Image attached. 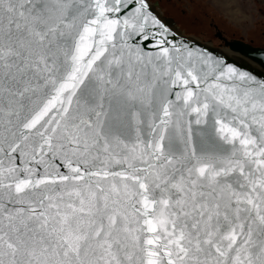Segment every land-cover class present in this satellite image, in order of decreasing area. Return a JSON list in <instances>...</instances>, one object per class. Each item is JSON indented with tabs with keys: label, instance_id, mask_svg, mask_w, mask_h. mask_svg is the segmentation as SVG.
<instances>
[{
	"label": "snow or ice",
	"instance_id": "obj_1",
	"mask_svg": "<svg viewBox=\"0 0 264 264\" xmlns=\"http://www.w3.org/2000/svg\"><path fill=\"white\" fill-rule=\"evenodd\" d=\"M0 264H264V79L151 0H0Z\"/></svg>",
	"mask_w": 264,
	"mask_h": 264
},
{
	"label": "rangeland",
	"instance_id": "obj_2",
	"mask_svg": "<svg viewBox=\"0 0 264 264\" xmlns=\"http://www.w3.org/2000/svg\"><path fill=\"white\" fill-rule=\"evenodd\" d=\"M167 18H172L179 34L206 43L221 51L228 50L206 31L209 17H215L226 29L228 38L240 39L264 48V0H156ZM153 4V0H151ZM223 29V27H222ZM229 51V50H228Z\"/></svg>",
	"mask_w": 264,
	"mask_h": 264
},
{
	"label": "water",
	"instance_id": "obj_3",
	"mask_svg": "<svg viewBox=\"0 0 264 264\" xmlns=\"http://www.w3.org/2000/svg\"><path fill=\"white\" fill-rule=\"evenodd\" d=\"M155 8L158 3H153ZM162 18V17H161ZM178 35L179 41H187L189 46H194L198 50L206 51L213 56L214 59L220 60L226 65L238 68L240 71L247 72L257 79H264V49L251 45V43L244 42L240 39L227 40L221 38L223 45L235 55L225 54L223 51L212 47L206 43L200 42L196 39L185 37L176 30L175 21L172 18H163Z\"/></svg>",
	"mask_w": 264,
	"mask_h": 264
},
{
	"label": "flooded vegetation",
	"instance_id": "obj_4",
	"mask_svg": "<svg viewBox=\"0 0 264 264\" xmlns=\"http://www.w3.org/2000/svg\"><path fill=\"white\" fill-rule=\"evenodd\" d=\"M161 17L164 18L162 16V13H161ZM175 27H176V21H175ZM222 27H223V29H222ZM176 30H177V27H176ZM206 31H208L209 34H211L212 36H214L215 38H217L219 40V43H221V44H223V42L220 39V37L221 38H225L227 40L233 39V38H228L225 35L227 30L224 29V26L215 17H209L207 19Z\"/></svg>",
	"mask_w": 264,
	"mask_h": 264
},
{
	"label": "trees",
	"instance_id": "obj_5",
	"mask_svg": "<svg viewBox=\"0 0 264 264\" xmlns=\"http://www.w3.org/2000/svg\"><path fill=\"white\" fill-rule=\"evenodd\" d=\"M155 2H157V1H156V0H153V3H155ZM157 3H158L157 7L160 8V4H159V2H157ZM161 13H162V16H163L164 18L167 17L166 14H165L164 12L161 11ZM176 27H177L178 29H180V26H178L177 24H176Z\"/></svg>",
	"mask_w": 264,
	"mask_h": 264
},
{
	"label": "bare ground",
	"instance_id": "obj_6",
	"mask_svg": "<svg viewBox=\"0 0 264 264\" xmlns=\"http://www.w3.org/2000/svg\"><path fill=\"white\" fill-rule=\"evenodd\" d=\"M225 54H228V55H235V53L231 52V51H228V50H225L224 51Z\"/></svg>",
	"mask_w": 264,
	"mask_h": 264
},
{
	"label": "crops",
	"instance_id": "obj_7",
	"mask_svg": "<svg viewBox=\"0 0 264 264\" xmlns=\"http://www.w3.org/2000/svg\"><path fill=\"white\" fill-rule=\"evenodd\" d=\"M217 1H218V3H221V4H223L225 6V3H224L223 0H217Z\"/></svg>",
	"mask_w": 264,
	"mask_h": 264
},
{
	"label": "built area",
	"instance_id": "obj_8",
	"mask_svg": "<svg viewBox=\"0 0 264 264\" xmlns=\"http://www.w3.org/2000/svg\"><path fill=\"white\" fill-rule=\"evenodd\" d=\"M155 11H156V13H158V15L161 17V13H160V12H157L156 8H155Z\"/></svg>",
	"mask_w": 264,
	"mask_h": 264
}]
</instances>
